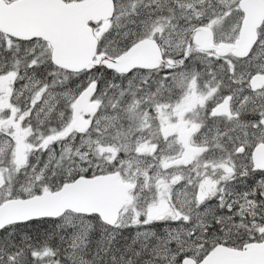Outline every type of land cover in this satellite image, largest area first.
<instances>
[{"label": "snow or ice", "instance_id": "1", "mask_svg": "<svg viewBox=\"0 0 264 264\" xmlns=\"http://www.w3.org/2000/svg\"><path fill=\"white\" fill-rule=\"evenodd\" d=\"M264 0H0V264H264Z\"/></svg>", "mask_w": 264, "mask_h": 264}, {"label": "water", "instance_id": "2", "mask_svg": "<svg viewBox=\"0 0 264 264\" xmlns=\"http://www.w3.org/2000/svg\"><path fill=\"white\" fill-rule=\"evenodd\" d=\"M259 12H260V14H259ZM258 13V14H257ZM255 15H257V16H264V10L262 11V10H257L256 12H255Z\"/></svg>", "mask_w": 264, "mask_h": 264}, {"label": "flooded vegetation", "instance_id": "3", "mask_svg": "<svg viewBox=\"0 0 264 264\" xmlns=\"http://www.w3.org/2000/svg\"><path fill=\"white\" fill-rule=\"evenodd\" d=\"M263 11V10H262ZM258 14V13H257ZM259 14H260V12H259Z\"/></svg>", "mask_w": 264, "mask_h": 264}]
</instances>
